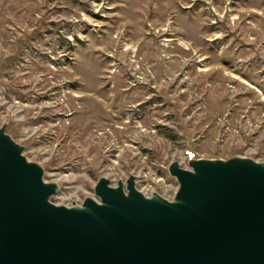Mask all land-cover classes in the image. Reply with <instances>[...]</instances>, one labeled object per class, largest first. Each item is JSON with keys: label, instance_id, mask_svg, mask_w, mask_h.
Here are the masks:
<instances>
[{"label": "rangeland", "instance_id": "obj_1", "mask_svg": "<svg viewBox=\"0 0 264 264\" xmlns=\"http://www.w3.org/2000/svg\"><path fill=\"white\" fill-rule=\"evenodd\" d=\"M0 127L67 207L102 178L171 201L172 163H264V0H0Z\"/></svg>", "mask_w": 264, "mask_h": 264}, {"label": "water", "instance_id": "obj_2", "mask_svg": "<svg viewBox=\"0 0 264 264\" xmlns=\"http://www.w3.org/2000/svg\"><path fill=\"white\" fill-rule=\"evenodd\" d=\"M24 151L0 127V264H264V163H172L171 201L102 178L66 207Z\"/></svg>", "mask_w": 264, "mask_h": 264}, {"label": "bare ground", "instance_id": "obj_3", "mask_svg": "<svg viewBox=\"0 0 264 264\" xmlns=\"http://www.w3.org/2000/svg\"><path fill=\"white\" fill-rule=\"evenodd\" d=\"M135 178H136V177H135ZM45 181H46V180H45ZM110 182H111V181H110ZM126 182H127V181H126ZM126 182H123V183H125V186H126ZM48 183H49V182H48ZM56 184L59 185V187L61 186L60 183H56ZM111 186H112V184H111ZM112 187H114V186H112ZM136 188H137V181H136ZM178 189H179V188H178ZM137 190H138V189H137ZM138 191H139V190H138ZM153 194H154V193H153ZM153 194H152V195H153ZM157 194H158V193H157ZM152 195H151V196H152ZM57 196H58V195H57ZM95 196H96V195H95ZM151 196H147V197H151ZM174 197H175V196H174ZM86 199H87V198H86ZM92 199H95V200H97V201L99 200L97 197L92 198ZM84 201H85V200H84ZM52 203H53V199H52ZM53 204H54V203H53ZM75 205H78V204H75ZM80 205H82V204H80ZM57 206H61V205H57ZM73 206H74V205H73ZM73 206H72V207H73ZM66 207H67V206H66Z\"/></svg>", "mask_w": 264, "mask_h": 264}]
</instances>
